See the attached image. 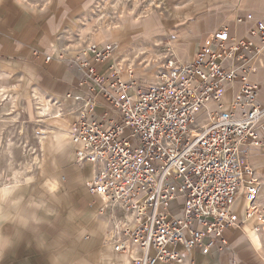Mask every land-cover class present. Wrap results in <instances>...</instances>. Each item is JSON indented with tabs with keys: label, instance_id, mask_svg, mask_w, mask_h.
Returning <instances> with one entry per match:
<instances>
[{
	"label": "built area",
	"instance_id": "2783aa9c",
	"mask_svg": "<svg viewBox=\"0 0 264 264\" xmlns=\"http://www.w3.org/2000/svg\"><path fill=\"white\" fill-rule=\"evenodd\" d=\"M87 50L74 61L91 93L54 104L71 119L74 164L90 168L85 189L99 201L106 247L128 264L192 263L193 251L225 247L226 230L264 222L251 163L254 151L264 152V104L251 80L264 24L240 36L222 27L188 61L167 54L153 84L122 81L110 64L112 43Z\"/></svg>",
	"mask_w": 264,
	"mask_h": 264
},
{
	"label": "rangeland",
	"instance_id": "374dc122",
	"mask_svg": "<svg viewBox=\"0 0 264 264\" xmlns=\"http://www.w3.org/2000/svg\"><path fill=\"white\" fill-rule=\"evenodd\" d=\"M20 1L31 8L45 7L55 2ZM74 8L73 14L65 16V21L72 25L61 30L62 45L56 54L72 60L84 58L88 51L84 48L87 46L95 44L99 47L100 43L110 42L113 45L110 62L122 55L121 67L125 64L127 77L132 76L142 84L149 83V75L157 74L167 54H171L177 61L181 60L176 57L177 48L173 49L174 46H171V40L177 34L183 36L178 47L192 53L191 59L200 47L210 43L212 35L222 27H227L231 34L240 36L257 22L264 24V0H76ZM121 8L128 10L127 14L119 13ZM247 15H251V20L245 21ZM256 16L263 20L256 21ZM239 17L243 21L238 24L236 19ZM139 19L145 22L137 21ZM132 21L139 25L133 28ZM152 21L153 28L159 27L161 32L154 34L150 30V34L146 33L148 27L151 29ZM87 22L95 29L93 39L90 40L87 36L81 38L80 35L81 28ZM98 27L116 29L121 34L112 35L108 40H99ZM144 32L146 34L143 36ZM153 35L155 41L149 44L148 38ZM123 41L125 47L120 48ZM64 47L69 50L63 52ZM118 49H123V52L117 57L114 53ZM148 53L153 55H148L144 60L143 57ZM255 73L258 76L262 73L261 76L264 77V51L256 59L253 74ZM6 74L8 76L3 80L6 83H0L5 87L3 97L0 98V264H50L56 251L65 253L67 264H70L69 260L71 262L82 257V248L86 247L93 252L106 248L101 240L102 233L99 237H93L89 232L90 227L96 228V225L102 231L103 224H96L90 216L94 211L97 218L96 200L85 195L84 185H69L66 182L69 171L54 166L55 152L69 151V157L72 153L66 139L61 140L58 145L55 143V133L69 127L68 117L60 115L56 123L54 120L38 122L37 101L34 100L37 98L30 93L35 87L27 73L18 68ZM14 85H19V89L24 86L28 91H25L26 88L25 92L12 89ZM10 96L13 97L11 100ZM46 96L54 104L56 99ZM55 106L58 107L57 104ZM57 110L60 114L59 107ZM12 116H16L13 121ZM68 132L69 129L67 134ZM71 160V165L75 166L73 156ZM53 180L61 183L60 189L59 186L50 187L49 181ZM260 200H263L262 194ZM71 216L73 222L70 220ZM29 218L57 221L61 227L60 244H57L58 237L48 241L25 237L22 234L23 225ZM74 227L84 228L85 232L80 233ZM112 253L114 255L99 252L98 258L109 264L128 262L124 256L114 251Z\"/></svg>",
	"mask_w": 264,
	"mask_h": 264
},
{
	"label": "crops",
	"instance_id": "0c3cea01",
	"mask_svg": "<svg viewBox=\"0 0 264 264\" xmlns=\"http://www.w3.org/2000/svg\"><path fill=\"white\" fill-rule=\"evenodd\" d=\"M75 3L76 0H55L51 5L40 8H31L23 4L20 0H0V83H6L4 82L6 80L5 78L8 76L6 73H11V71L19 68L27 73L32 86L35 87L30 93H37L50 102L51 100L48 99L46 95L55 98L63 107L72 102L73 96L88 97V94L91 92L87 89V85L82 81L84 74L74 61L77 58L73 60L58 58L56 54L58 48L62 45L61 30L72 25L71 23L69 24V21H65V16L75 12ZM255 18L256 21L263 20L259 19L257 16ZM138 25L139 23L132 21L133 28ZM151 26V29L148 27L146 33L150 34V30L154 34L162 31L159 27L153 28V21L151 22ZM92 27L93 26H90L87 22V24L80 30L81 38L87 36L88 40L93 39L95 29ZM98 29L100 37L98 36L97 38L99 40H108L112 35L116 36L121 34L116 29L110 30L109 27H98ZM146 33L144 32L143 36ZM153 38L154 35L148 38L149 44L155 41ZM182 38L183 36L181 34H177V37L171 40V46H174L173 49L177 48L175 53L176 57L181 59L180 61H187L190 59L192 53L181 50L178 47V42L181 41L180 39ZM124 43L125 41L121 43L120 48L125 47ZM101 44L102 43L99 45ZM87 47L84 48L85 51L87 50ZM68 50L69 49L65 47L62 49L63 52ZM122 52L123 49H118L114 55H120ZM46 57H50V59L46 60ZM121 57L122 55L113 59L110 64L114 65L120 79L124 81L128 79V74L125 73L124 69L125 64H123L122 67H117L118 59ZM259 74L260 76H258L257 73L253 74L251 80L260 83L259 101L264 104V77L261 76L262 73ZM111 75L112 74H110L109 77ZM148 80L149 83H152V80L154 79L149 75ZM8 86L11 87L12 84H8ZM236 86L237 85L235 84L231 87V90L227 92L225 99L231 97L232 90L236 89ZM23 88L26 87L23 86ZM109 91L114 94L112 90ZM96 99L98 101H103L100 96H97ZM68 122H71L70 117H68ZM67 129H70V126ZM66 140L70 147L69 138L67 137ZM68 152L69 151L55 152L53 155L54 166L55 168H62L69 171L67 172L66 182L69 185H84L83 188L85 195L90 197L85 191V184L91 174L90 168L89 166L81 168L76 165H71L72 153L69 157ZM251 163H253L255 171L259 176L260 189L258 201L264 207V152L254 151L252 153ZM61 164L63 166H60ZM49 183H52L57 187L59 186V189L61 187V183L57 180L49 181ZM261 194L262 201L260 200ZM95 200L96 205H99V201L97 199ZM235 211L238 216L237 222L240 224L241 220H244L242 202L236 204ZM70 220L72 222L74 221L72 216L70 217ZM93 220L96 224H103L102 231L97 228V225L96 228L93 226L92 228L90 227L89 230L93 237H99L100 234L103 233L104 223L98 218ZM254 225L253 218L249 221H244V224L240 228L226 230L223 234V238L226 241L225 247L222 249H213L207 253L193 251L190 253L189 258L192 263L187 261L184 264H264V228L255 231L253 229ZM74 229H77L80 233L83 231L85 232L84 228L74 227ZM60 232L61 227L57 221H47L35 218H29L23 225L22 230V234L29 239H43V241H48L53 237H58L57 244H60L59 241H61L59 237ZM80 250L82 254L80 255L82 257L77 260L74 259L75 261L72 260L71 262L69 260L68 262L70 264H109L107 261L98 258L99 252L113 254L112 250L110 251V248L108 249V247L100 249L98 252L95 250V252H93L86 247L85 249L82 248ZM179 250L182 249L179 248ZM55 255L56 256L53 257L50 264H67L65 253H59V251H56ZM125 258L127 259V257ZM124 264H128V262Z\"/></svg>",
	"mask_w": 264,
	"mask_h": 264
},
{
	"label": "bare ground",
	"instance_id": "6f19581e",
	"mask_svg": "<svg viewBox=\"0 0 264 264\" xmlns=\"http://www.w3.org/2000/svg\"><path fill=\"white\" fill-rule=\"evenodd\" d=\"M152 2H153V0H152ZM155 4V3H154ZM122 6V5H121ZM157 7V6H156ZM148 9V8H147ZM146 10V9H145ZM144 10V11H145ZM128 11V10H127ZM127 11L124 9V8H121V10H120V12L119 13H122V14H127ZM146 12H144V14H145ZM146 16V15H145ZM137 21H139V22H141V23H143V22H145V20H137ZM141 50V49H140ZM142 54V53H141ZM148 55H153V54H147L146 56H144L143 58H144V60H146V58H148L147 56ZM138 56V55H137ZM146 57V58H145ZM143 58H141V59H143ZM153 58V57H152ZM149 60H150V58H149ZM143 61V60H142ZM141 62V61H140ZM148 62H150V61H148ZM181 62H184V61H181ZM129 64V63H128ZM142 64V63H141ZM121 65H122V58H119L118 59V62H117V67H121ZM138 65V64H137ZM146 67V66H145ZM157 75H152V77H153V79L154 80H152L153 81V83L156 81V77ZM125 81V80H124ZM153 83H148V84H153ZM19 87V85H14V87H12V89H15V90H21V91H23V92H27V89H25V91H24V88L22 87L21 89H19L18 88ZM4 89H5V87H3V86H0V98H2L3 97V92H4ZM131 93H134V87H132L130 90H129ZM34 96L37 98V99H34V100H36L37 101V103H36V105H37V107H36V114H37V118H38V122H43L44 120L46 121V120H54V122L56 123V121H58L59 119H60V114L58 113V110H57V108H56V106H55V104H53V103H51L50 101H48V100H46V99H44L41 95H39V94H37V93H34ZM13 97L12 96H10V100L12 99ZM5 100V99H4ZM3 100V101H4ZM5 111H8V109H6ZM5 115V114H4ZM16 118V116H12V118H11V120L12 119H15ZM13 121V120H12ZM2 122V121H1ZM53 122V123H54ZM44 124V123H43ZM48 127V126H47ZM46 127V128H47ZM52 130V129H51ZM70 130V129H69ZM67 129L66 128H62L61 129V131H59L58 130V132L57 133H55V143L58 145V143L61 141V140H63V139H66L67 137L69 138V133L67 134ZM24 132V131H23ZM41 141H42V139H41ZM44 145H45V142L43 141L42 142V148L44 149ZM51 145V144H50ZM68 149V148H67ZM29 165V164H28ZM50 185V187L51 188H55V187H57L56 185H54V184H52V183H50L49 184ZM0 194H1V192H0ZM91 215L90 216H92L91 218L92 219H95L96 217H95V212L93 211V212H91L90 213ZM103 221V220H102ZM103 223H104V229H103V233H104V231H105V226H106V223H105V221H103ZM254 223H255V225H257V229H254L255 231H258V230H260V229H262V228H264L263 226H264V222H263V220L261 221V220H258V221H256L255 220V218H254ZM255 225H254V227H255ZM103 233H102V235H103ZM119 254V253H118ZM121 255H123V256H125V257H127L126 255H124V254H121Z\"/></svg>",
	"mask_w": 264,
	"mask_h": 264
}]
</instances>
